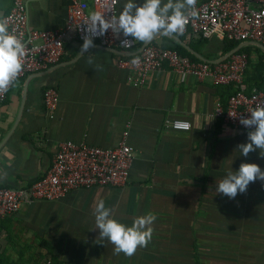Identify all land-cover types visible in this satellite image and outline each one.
I'll list each match as a JSON object with an SVG mask.
<instances>
[{"label": "crops", "instance_id": "crops-1", "mask_svg": "<svg viewBox=\"0 0 264 264\" xmlns=\"http://www.w3.org/2000/svg\"><path fill=\"white\" fill-rule=\"evenodd\" d=\"M24 1L31 28L63 27L67 0ZM13 2L0 0V15H7ZM125 2L119 0V14ZM145 44L210 63L243 51L251 70L259 63L264 67V53L253 48L260 46L215 36L158 34L149 42L136 41L135 50ZM82 45L67 43L60 63L16 80L0 103V188H23L41 179L60 143L113 148L128 126L127 143L134 150L129 182L123 188L75 190L58 202H34L0 218L5 244L0 253L39 255L47 264H264V181L251 182L234 199L216 192L217 183L241 163L264 170L259 149L247 157L238 150L248 142V132L214 117L216 102L225 105L229 90L176 74L166 65L158 77L132 88L127 72L114 64L118 54L95 41L81 52ZM47 86L58 92L52 119L42 105ZM172 120L191 128L174 131L166 124ZM101 200L125 225L155 214L148 246L128 257L114 254L113 244L98 239L94 213Z\"/></svg>", "mask_w": 264, "mask_h": 264}, {"label": "built area", "instance_id": "built-area-1", "mask_svg": "<svg viewBox=\"0 0 264 264\" xmlns=\"http://www.w3.org/2000/svg\"><path fill=\"white\" fill-rule=\"evenodd\" d=\"M67 1V15L61 29L37 30L29 26L26 2L14 0L10 12L4 17L9 30L25 43L27 51L23 71L17 80L45 72L60 63L66 57L67 43L73 40L84 43L83 37L88 34L85 23L92 12L105 13L106 17L119 15V0ZM195 13L186 21L183 34L191 33L205 39L215 36L220 40L251 43L264 49V0H197ZM123 39L122 33L117 38L109 30L94 41L102 48L120 52L116 53L118 58L114 64L127 72V82L132 88L142 87L151 76L158 77L165 65L176 74L192 76L200 82L232 87L234 92L225 105L216 102L214 117L235 130L251 131L240 124V119L247 118L257 105H264V90L248 87L244 81L248 54L234 52L215 63L193 61L175 50L154 45L134 52L136 41L124 47L121 46ZM133 60H138V64H133ZM9 89L0 93V103L6 100ZM57 103L56 88L47 86L42 93V105L49 119L53 118ZM185 123L187 129L183 127ZM166 124L174 131L188 132L191 128L183 120L166 121ZM129 127L113 148L60 143L49 170L41 179L23 188H0V218L15 215L23 206L34 202H58L75 190L125 187L134 160V150L127 143Z\"/></svg>", "mask_w": 264, "mask_h": 264}, {"label": "clouds", "instance_id": "clouds-1", "mask_svg": "<svg viewBox=\"0 0 264 264\" xmlns=\"http://www.w3.org/2000/svg\"><path fill=\"white\" fill-rule=\"evenodd\" d=\"M197 0H126L121 13L106 17L105 13L92 12L86 24V32L81 52H88L94 46V38L102 37L109 30L119 38L125 39L121 46L127 47L133 41L149 42L158 34L182 35L189 16H195ZM131 39H128V38ZM27 54L25 43L9 30L7 19L0 15V93L6 92L14 84L24 68ZM89 63H92L89 60ZM138 64V60H133ZM247 118H241L240 124L251 129L247 134V143L238 145L241 155L247 157L250 152L260 150L264 158V105L250 110ZM185 129L188 124H183ZM264 181V170L255 163H241L239 170L229 171L217 183L216 192L234 199L238 193L247 191L251 182ZM95 224L100 230V240L114 245V254L123 253L133 256L138 248L147 247L153 235L152 225L157 217L153 213L138 216L132 224L125 225L112 217V210L101 200L95 208Z\"/></svg>", "mask_w": 264, "mask_h": 264}, {"label": "trees", "instance_id": "trees-1", "mask_svg": "<svg viewBox=\"0 0 264 264\" xmlns=\"http://www.w3.org/2000/svg\"><path fill=\"white\" fill-rule=\"evenodd\" d=\"M228 42H231V41H228ZM231 43L239 44L237 42H231ZM133 51L137 52L138 50H135V47H134ZM239 52H243V51H238V53ZM178 53L181 56L186 57L184 54L180 53L179 51H178ZM249 66H250V61L248 59V64H247L245 74H244L245 75L244 76L245 83L248 85V87H255L259 90H264L263 87H260V86H264V74H263L264 67H263V65L259 63L252 70H251V67H249ZM261 66H262V68H261ZM247 69H248V73L246 72ZM250 73H252V75ZM252 82H254V83L252 84ZM249 84H251V85H249ZM226 88L229 90V94H228V97H229L234 91H233L232 87H226ZM0 250H1V248H0ZM15 253H16L15 258H13L11 256H6L5 254L0 253V264H30V261H31L30 257H26L21 251H16ZM49 264H58V263L55 261L54 262L52 261Z\"/></svg>", "mask_w": 264, "mask_h": 264}, {"label": "rangeland", "instance_id": "rangeland-1", "mask_svg": "<svg viewBox=\"0 0 264 264\" xmlns=\"http://www.w3.org/2000/svg\"><path fill=\"white\" fill-rule=\"evenodd\" d=\"M253 48H255V49L259 50L260 52H263L264 53V51L260 47H253ZM250 74L252 75V73H250ZM260 87H263L264 88V86H260ZM4 247H5V244L0 241V248H1V250H5ZM30 260H31L30 261V264H47L45 261L43 262L44 258L42 256L40 257L39 255H34V259L31 258Z\"/></svg>", "mask_w": 264, "mask_h": 264}, {"label": "water", "instance_id": "water-1", "mask_svg": "<svg viewBox=\"0 0 264 264\" xmlns=\"http://www.w3.org/2000/svg\"><path fill=\"white\" fill-rule=\"evenodd\" d=\"M147 44H148V43H147ZM147 44H145L143 47L147 46ZM110 51L115 52V53H120V52H118V51H116V50H110ZM229 55H230V54H229Z\"/></svg>", "mask_w": 264, "mask_h": 264}]
</instances>
